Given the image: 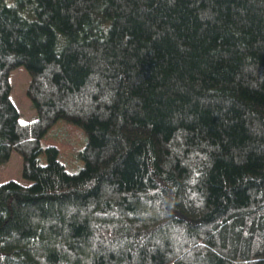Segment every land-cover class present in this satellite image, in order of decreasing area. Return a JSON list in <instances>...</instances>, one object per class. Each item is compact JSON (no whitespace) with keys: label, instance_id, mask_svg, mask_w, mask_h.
Wrapping results in <instances>:
<instances>
[{"label":"trees","instance_id":"obj_1","mask_svg":"<svg viewBox=\"0 0 264 264\" xmlns=\"http://www.w3.org/2000/svg\"><path fill=\"white\" fill-rule=\"evenodd\" d=\"M59 120L78 172L42 144ZM13 152L0 264H264V0H0V169Z\"/></svg>","mask_w":264,"mask_h":264},{"label":"rangeland","instance_id":"obj_2","mask_svg":"<svg viewBox=\"0 0 264 264\" xmlns=\"http://www.w3.org/2000/svg\"><path fill=\"white\" fill-rule=\"evenodd\" d=\"M12 93L11 97L17 105L22 121H31L35 118V110L31 100L27 97L26 89L30 77L23 66L11 74ZM86 133L78 125L69 121L59 120L42 138V144H54L60 149L59 159L65 164L68 172H78L84 166L80 151L86 145ZM22 158L20 154L13 152L9 162L0 169V183L10 179L22 181L21 177Z\"/></svg>","mask_w":264,"mask_h":264}]
</instances>
